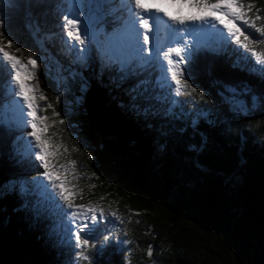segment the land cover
<instances>
[{"label": "trees", "instance_id": "1", "mask_svg": "<svg viewBox=\"0 0 264 264\" xmlns=\"http://www.w3.org/2000/svg\"><path fill=\"white\" fill-rule=\"evenodd\" d=\"M245 2L255 4L250 16L264 17V0ZM61 6L10 0L0 10V31L23 49L16 55L25 62L29 54L46 57L36 82L52 105L49 122L64 120L70 148L93 173L95 197L118 204L122 214L131 243L116 251L111 241L109 253L93 254L91 264H264V70L255 58L235 43L224 53L198 52L186 75L205 100L171 96L158 85L159 67L125 82L118 63L102 73V55L74 64ZM56 69L65 78L59 85ZM6 79L0 77V264H75L68 225L50 216L36 193L41 168L25 157L26 141L2 111Z\"/></svg>", "mask_w": 264, "mask_h": 264}, {"label": "snow or ice", "instance_id": "2", "mask_svg": "<svg viewBox=\"0 0 264 264\" xmlns=\"http://www.w3.org/2000/svg\"><path fill=\"white\" fill-rule=\"evenodd\" d=\"M121 3L127 10L124 23L126 45L144 64L158 62L161 79L169 85L175 96L187 97L195 93L201 100H205V96L189 82L184 67L190 60V53L182 33L189 31L184 27L189 24L211 25L216 28L217 34L228 43L234 42L244 52L250 53L261 70H264V51L257 50L258 45L264 44V26L256 23L264 20V17L259 14L254 17L249 15L255 8L254 3H246L245 0H121ZM174 6H179L175 13L168 10ZM185 8L188 9L187 14L184 13ZM259 11L257 9V13ZM62 20V30L70 41L81 46L88 42L90 31L86 22L81 27V20L71 12L64 14ZM177 25L180 27H176ZM3 26L4 21L0 19V29ZM249 29L253 31L250 32ZM162 34L166 39H162ZM22 51V48L14 47V40L10 36L0 31V77H7L3 86L13 96L20 98L22 106L27 109L26 116L31 118L26 121V125L31 128L28 133L33 138L30 144L38 149L33 155L40 162L39 167L44 169L42 175L59 198L60 206L67 209L66 216L70 218L74 248L79 250L75 254V264L80 261L91 264L87 250L95 248L96 244L90 233L99 223L107 222L105 211L100 205L75 203V199L81 195L72 182L76 179L75 161L71 162V167L55 162L59 148L46 135L52 126L47 123L50 118L39 114L46 112L52 105L48 104L45 108L40 106L39 101L46 97L39 92L38 83H32L38 80L39 61L29 54L25 62L23 57L16 55ZM54 115L59 114L54 112ZM59 123L64 124V120H59ZM69 175L72 180L68 179ZM109 214L121 223L124 222L116 211H110ZM104 239L109 237L105 236ZM147 254L149 257L153 255L151 246Z\"/></svg>", "mask_w": 264, "mask_h": 264}, {"label": "rangeland", "instance_id": "3", "mask_svg": "<svg viewBox=\"0 0 264 264\" xmlns=\"http://www.w3.org/2000/svg\"><path fill=\"white\" fill-rule=\"evenodd\" d=\"M63 6H61V10L63 14H67L69 12L78 16L81 20V27L86 22L89 26L90 35L88 37V42L81 46L76 44L73 41H70L67 38L71 48L75 49V54L77 60H75L74 64L77 65H87L90 60H96L97 55H102L105 57V61H103V65H101V71L103 73V69L108 63H118V65L122 66L120 70L122 72L121 78L123 76V81H131L138 78L150 77L152 70L154 67H158V62L153 61L151 64H144L143 61L136 57L133 54V51L130 47H128L125 43L127 37L124 33V23L127 19V10H124V5L121 3V0H61ZM116 5L112 7V4ZM10 4V0H0V10L8 7ZM166 6V5H165ZM110 7V8H108ZM167 7V6H166ZM179 6L170 7L168 10L172 12H176ZM108 8V10H107ZM111 9H115L111 10ZM188 9H184V13L187 14ZM122 19H124L122 21ZM63 23V20H62ZM190 25V24H189ZM197 26V31L193 33H188L185 35L182 33L183 37L187 41L188 51L190 53V60L200 51L206 52H223L228 50V42L223 39L219 34H217V29L213 28L211 25H200L193 24ZM176 27H180L177 25ZM185 27V26H184ZM201 28H204V31H200ZM222 28V26H220ZM191 29V28H190ZM252 31L251 29H249ZM63 36H66V33L63 31ZM196 34V35H195ZM162 39H166L163 37ZM234 43V42H233ZM74 45V46H73ZM238 46V45H237ZM224 53V52H223ZM46 57H40L38 59L39 65L45 62ZM100 59L97 58V62ZM189 60V61H190ZM132 61L137 63V67H132ZM99 65V63H97ZM186 65V64H185ZM184 65V67H185ZM103 68V69H102ZM186 69V67H185ZM39 67L37 69V72ZM128 72L127 74H125ZM131 75V76H130ZM61 77V69H56L54 71V80L56 84L59 85L65 78ZM65 81V80H64ZM32 83L36 84V81H32ZM158 85H160L162 90L168 91L171 90L167 83H164L160 78L158 81ZM39 92V83H38ZM42 93V92H41ZM163 95H166L163 93ZM174 95L171 94V96ZM179 97V96H176ZM2 101L7 102L3 104V110L8 112V116L12 115V120L10 124L16 125V132L18 136L17 138H21L26 141L25 145V157H32L35 160V163L40 164L38 160L34 158L33 153L38 151L31 144L32 137L28 135L31 132V128L26 125V121L30 120V117L26 116L27 109L22 106V101L18 96H13L11 91L6 87L5 92H3ZM39 104L42 108L46 107L45 100L39 101ZM40 115H47L46 112H40ZM48 116V115H47ZM0 118L3 119V116L0 112ZM11 118V117H10ZM51 127H49L47 136L52 138V143L57 145L59 148V154L55 157V162L59 164H64L71 167V162L75 161V177L76 179L72 180V176L69 175L68 179L72 180V182L76 185L77 190H80L81 195L75 199L76 204H94L100 205L103 207L105 211V216L107 219L106 223H99L96 229L90 233L93 242L96 244L95 248H89L87 250V254L89 256L99 255L102 253L107 254L109 251L106 250V247L109 246L111 241L117 243L116 251L123 246L128 247L131 241L128 239V233L125 225L120 222L119 219L110 216V211H116L117 215L122 218V214L118 212L115 208L117 207L116 203L105 201L104 197L99 198L94 195V185L91 182L92 172L90 169H87L84 161L79 159V152L74 147L70 148V143L68 142L70 137L67 135L68 127L64 124L59 123V119H56L51 122H47ZM73 140L76 141L78 139L74 134L71 135ZM24 142V141H23ZM67 149V151H65ZM41 168V167H40ZM44 169L41 168L40 171L36 172L38 174L37 180H35L36 193H38L40 197V202H44L47 208H49L50 216L53 218H57L61 225H64L67 228L64 232L67 234L68 242L71 241V222L70 218L66 216L67 209L60 206L61 202L59 198L55 196L51 186L48 184L42 175ZM33 185V183H31ZM95 199H91V197ZM113 204V205H112ZM118 208V207H117ZM127 233V234H125ZM108 236L109 239L105 240L104 237ZM74 240V239H73ZM137 245V243L133 242V245ZM133 246H130L132 249ZM79 251V250H78ZM79 264H89L87 261H80Z\"/></svg>", "mask_w": 264, "mask_h": 264}, {"label": "bare ground", "instance_id": "4", "mask_svg": "<svg viewBox=\"0 0 264 264\" xmlns=\"http://www.w3.org/2000/svg\"><path fill=\"white\" fill-rule=\"evenodd\" d=\"M116 4L115 3H113L112 4V7L113 6H115ZM108 8H110V7H108ZM108 8H107V10H108ZM124 10H126V7L124 6V8H123ZM124 19H122V21H123ZM191 28V29H190ZM197 29H198V27L197 26H194L193 24H191L189 27H188V32H190V33H193L194 31H197Z\"/></svg>", "mask_w": 264, "mask_h": 264}]
</instances>
